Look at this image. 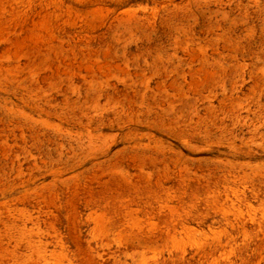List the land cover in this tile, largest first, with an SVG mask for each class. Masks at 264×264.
<instances>
[{
    "label": "rangeland",
    "instance_id": "374dc122",
    "mask_svg": "<svg viewBox=\"0 0 264 264\" xmlns=\"http://www.w3.org/2000/svg\"><path fill=\"white\" fill-rule=\"evenodd\" d=\"M0 264H264V0H0Z\"/></svg>",
    "mask_w": 264,
    "mask_h": 264
}]
</instances>
